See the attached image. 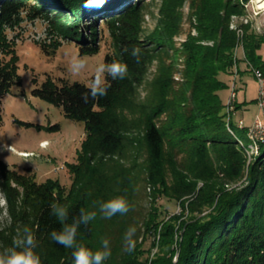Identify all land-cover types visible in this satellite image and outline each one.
Masks as SVG:
<instances>
[{"label":"trees","instance_id":"1","mask_svg":"<svg viewBox=\"0 0 264 264\" xmlns=\"http://www.w3.org/2000/svg\"><path fill=\"white\" fill-rule=\"evenodd\" d=\"M131 1L108 0L103 8L89 10L82 6L83 0H0V124L3 96L21 82L14 42L6 30L20 22L23 10L62 26L63 9L82 27L87 21L95 25L100 16L118 47L117 56L111 59L107 55L104 62L128 64L125 79L112 81L106 96L89 99L87 104L81 99L87 90L82 82L48 79L34 89L36 95L61 106L66 116L85 121L84 138L76 162L68 165L69 188L51 179L37 182L34 175L19 173L0 159V191L7 204V220L0 225V246H10L18 231L28 226L37 237L36 251L43 264H72L71 250L50 238L51 231L59 230L60 225L50 215L49 205L63 203L73 214L80 208L98 212L94 202L123 195L130 205L127 214L104 219L98 212L78 234V240L93 250L101 246V238L109 239L111 256L105 264H264V144L258 145L257 153L248 160L244 149L248 142L237 134L233 122L226 120L219 96L224 87L222 75L231 73L234 64L236 34L230 29V17L242 9L234 0H213L210 16L200 19V35L191 37L182 48L183 79L170 88L173 100L144 115L141 136L131 139L127 136L131 126L118 107L134 92L133 84L141 80L150 58L149 49L138 42L141 15ZM114 7L118 10L111 16ZM169 27L171 35L175 31ZM244 29L246 57L264 70L258 53L264 35L255 34L248 25ZM72 36L79 39L77 34ZM95 39L92 32V44ZM203 39L211 43L198 42ZM125 47L128 53L123 52ZM133 47L141 49L139 61L130 54ZM95 51L90 41L80 46L81 53ZM164 111L169 120L160 125L156 118ZM135 142L141 157L138 163L129 167L113 163L112 156L122 155ZM243 177L241 186L225 187V181ZM199 180L203 181L200 187ZM139 181L158 186L169 197L183 199L182 210L187 208L190 216L183 218L181 210L162 222L151 209L139 222V212L134 211ZM160 224V249L150 258L143 257L138 234L143 238L151 235L152 228ZM130 228L135 229V247L128 252L124 236Z\"/></svg>","mask_w":264,"mask_h":264},{"label":"rangeland","instance_id":"2","mask_svg":"<svg viewBox=\"0 0 264 264\" xmlns=\"http://www.w3.org/2000/svg\"><path fill=\"white\" fill-rule=\"evenodd\" d=\"M131 2L139 9L141 15V25L137 33L138 42L150 52L141 80L134 82V92L118 107V112L128 119L131 126L127 136L136 139L141 136L143 116L150 113L158 104L165 105L173 100L170 88L176 87L183 79L182 48L191 37L200 35L198 30L200 19L206 15L210 16L213 0H132ZM110 10L109 15L112 16L117 12L118 7ZM66 13L64 9L65 17L60 20L63 22L64 26H62L58 23L49 24L44 17H35L28 14L27 10H23L20 22L6 30L8 38L14 42L21 82L13 84L2 98L0 159L19 173L34 175L37 182L51 179L69 188L71 175L68 165L76 162L84 138L85 121L66 116L61 106L36 95L33 91L48 79L55 83L65 81L71 84L78 81L88 84L94 74L95 66L104 62L107 55L111 59L115 58L118 47L110 29L104 25L100 16L96 17L95 25L88 24L90 21H87L83 22L82 27L81 24H74ZM252 21L254 26L260 27L259 30L252 31L264 35L262 32L264 17L257 16ZM167 26L175 32L168 35ZM69 27L72 28L67 31ZM92 32L96 34L94 44L91 40ZM76 34L79 39L72 36ZM85 41H90L91 45L95 46V53L80 52V46ZM198 42L211 43L206 39ZM236 45L237 42L235 47ZM258 53L264 60V44L261 45ZM77 54L88 57L87 68L78 76L73 75L68 68L71 57ZM237 54L240 58L238 60L240 73L234 81L239 105L232 122L237 134L248 142L244 149L248 160H251L257 150L249 143L247 127L252 125L259 112L256 105L258 83L252 72L248 70L242 50ZM222 79L224 87L219 90V96L225 111V104L231 93L233 75L225 73ZM239 119L243 121L245 127L243 131L237 127ZM156 120L160 125L166 124L169 120L168 112H161ZM182 145L187 146V144ZM25 152L27 154L23 155ZM139 155L135 142L128 145L122 155H114L111 159L113 163L129 167L140 161ZM177 159H181V154L177 155ZM28 168L30 171H27ZM243 182L244 177L224 183L225 187L231 189L241 186ZM197 185L202 186L203 181L199 180ZM135 200L137 203L134 211L139 212V222L141 218L147 217L146 213L151 209L154 213L157 212L158 219H163L162 222L182 210L180 200L183 199L169 197L162 193L158 186L142 181L137 184ZM187 203L184 202L185 205ZM6 205V200L0 191V225L7 220ZM183 213V218L190 216L187 208ZM175 223L177 224V221ZM138 227L144 231L141 223ZM160 227L161 224L157 229L152 228L153 234L144 238L142 233L138 234V243L143 242L141 246L143 257L150 258L160 249ZM177 237L175 236V239H178Z\"/></svg>","mask_w":264,"mask_h":264},{"label":"clouds","instance_id":"3","mask_svg":"<svg viewBox=\"0 0 264 264\" xmlns=\"http://www.w3.org/2000/svg\"><path fill=\"white\" fill-rule=\"evenodd\" d=\"M108 0H83L82 6L86 9H101ZM124 53L129 49L125 47ZM131 56L139 61L141 49L133 47ZM88 66V57L79 54L72 56L69 61V71L73 75H80ZM128 74V64L120 60L101 62L95 66L94 74L86 85V92L81 94L82 101L87 104L89 99L96 100L108 94L111 82L123 80ZM11 150V148H8ZM98 208L99 214L104 219H111L117 215H125L130 211L127 198L123 195L114 196L108 200L96 201L93 205ZM50 215L60 225L59 230H53L50 238L55 243L71 250L72 264H105L111 256L110 241L101 238L100 247L93 250L78 240L81 227L87 228L96 218V210L80 208L78 214H73L69 206L53 202L49 205ZM135 229L130 228L124 236L125 250H134L135 241L133 236ZM38 247L37 237L32 228L25 226L18 231L10 246H0V264H43L41 256L36 251Z\"/></svg>","mask_w":264,"mask_h":264},{"label":"bare ground","instance_id":"4","mask_svg":"<svg viewBox=\"0 0 264 264\" xmlns=\"http://www.w3.org/2000/svg\"><path fill=\"white\" fill-rule=\"evenodd\" d=\"M234 2H236L239 5V7L242 9V13L241 12L240 13H234L231 15V18H230L231 19L230 28L232 30H234V32L236 33L237 38H238L237 45L235 48H233L234 49V53H233L234 64H233L232 69H231V74L233 75V82L231 85H236L234 79L237 77V67L239 70L238 60L240 58L238 57L237 52L242 50L243 58H244V61L246 62V64H247L246 59H248L246 57V54L244 51V40H243L244 35H242V30H241V26H240V19H246L247 18V22L249 23V24H243V31H245L244 27L246 25L249 26L250 30H254V29L259 30L260 29V27L254 26V23H253L254 21H252L255 17L258 16V9H257L258 0H249V2H247V3L245 0H234ZM262 32H264V31H262ZM252 68L255 71H262L259 67L255 66L254 64H252ZM230 88H231V86H230ZM234 94H235V100H229V109L231 112V116H230V113L227 109V101L225 104V111L224 112L226 113V120L228 122L232 121V117L234 116V114L236 113V109L238 108L237 107V87H234ZM256 105L258 107V110H260V102H256ZM254 121H255V119H254ZM258 125L260 127H264V112H259ZM237 127L238 128H245L243 125L242 119H239ZM247 135H248V138L250 139V143L252 144L253 147H255V149H257L258 145L264 144V128H261V131H260V130H258L257 127L249 125L247 127ZM25 154H27V153L26 152L23 153V155H25Z\"/></svg>","mask_w":264,"mask_h":264},{"label":"built area","instance_id":"5","mask_svg":"<svg viewBox=\"0 0 264 264\" xmlns=\"http://www.w3.org/2000/svg\"><path fill=\"white\" fill-rule=\"evenodd\" d=\"M246 3L249 2V0H245ZM258 16L264 17V0H258ZM243 24H249L247 22V18L246 19H240V26H241V30H242V35H244L245 31H243ZM236 42H238V38H236ZM247 60V64H248V70H250L252 72V74L254 75V77L257 80L258 83V90H257V96H256V102H260V110H258L259 112H264V70L262 71H255L252 68V63L250 62L249 59ZM240 73V70H238L237 67V76ZM234 87H236V85H231V93H230V97L229 99H227V109L230 113L231 116V112L229 109V100H235V94H234ZM239 105V104H238ZM259 112L255 117V121H253L252 126H255L258 128V130L261 131V128L264 127H260L258 125V118H259Z\"/></svg>","mask_w":264,"mask_h":264},{"label":"water","instance_id":"6","mask_svg":"<svg viewBox=\"0 0 264 264\" xmlns=\"http://www.w3.org/2000/svg\"><path fill=\"white\" fill-rule=\"evenodd\" d=\"M63 11H64V9H63Z\"/></svg>","mask_w":264,"mask_h":264}]
</instances>
